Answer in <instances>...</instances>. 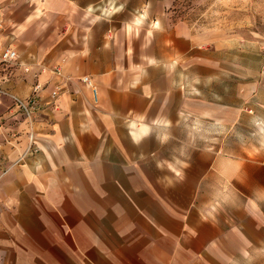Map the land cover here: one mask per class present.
Masks as SVG:
<instances>
[{"label":"crops","instance_id":"obj_1","mask_svg":"<svg viewBox=\"0 0 264 264\" xmlns=\"http://www.w3.org/2000/svg\"><path fill=\"white\" fill-rule=\"evenodd\" d=\"M168 8L169 0H0V50L17 54L0 62L6 264H264V137L243 142L239 156L194 155L208 159L209 175L229 172L230 189L188 187L193 177L159 166L170 189L195 203L172 202L143 165L152 154L169 169L180 163L188 117L232 129L247 115L264 134V79L242 55L234 61L230 44L211 54L208 38L170 22ZM34 86L40 108L27 122L10 95L27 99ZM29 133L34 149L23 154ZM150 137L180 155L142 150ZM229 192L238 202L218 198Z\"/></svg>","mask_w":264,"mask_h":264},{"label":"rangeland","instance_id":"obj_2","mask_svg":"<svg viewBox=\"0 0 264 264\" xmlns=\"http://www.w3.org/2000/svg\"><path fill=\"white\" fill-rule=\"evenodd\" d=\"M168 14L170 22L183 21L194 32L206 36L211 43L207 48H210L211 54L218 52V58H220L219 52L224 50V45H232L234 61L237 58L240 59L242 55L243 59H246V64L250 71H257L259 79H264V0H169ZM204 48L206 47H202V49ZM211 72L212 70H201L204 77L207 75L205 73ZM202 90L204 93L208 91L207 84L202 86ZM188 119L190 121L186 120L185 139L190 144V149H185L180 163H175L169 169L165 166V162L153 154L151 155L154 157L153 160L149 158L145 164L143 163L148 172H150L149 178L150 183H153V187H159L163 191H167V198L172 202L184 204L195 203L198 197L191 194L180 195V192L176 194V189L171 190V184H166L167 177L162 175V172H166V170L160 169V167H166L165 169L181 178L193 177V181L189 182L188 187H196L201 183L206 188L211 184L213 187L230 189L237 185L234 183L236 179L230 176L228 170L227 176L226 174H220L219 170L218 172L216 170V173L213 172V175H209L208 159L199 160L194 155H196L197 151H205L209 155L217 154L218 157L239 156L246 150L241 148V145L246 146V144H242L243 142H250L252 146L256 147L258 141L264 137V134L252 131L251 127L254 125V121L253 118L247 115H242L232 129L229 126H215L208 119L201 120L198 125L191 121L192 117H188ZM258 123L261 124L263 122L259 121ZM1 139L0 135V142ZM152 140V143L141 147L142 150L149 152L150 148H153L158 149L160 155L164 154V152L169 155H180L175 148L174 150L173 148H166L161 144L159 145L155 138H152ZM139 151L140 149L138 148V155ZM3 167L4 163H0V172L4 170ZM225 167L229 168L230 164L219 165L221 172H224ZM175 169H177L178 173H175ZM168 174L173 176L169 172ZM204 176L205 179H203ZM121 182L125 186L127 185V181L122 180ZM137 193L139 197L140 192ZM231 194L232 192H229L227 196L218 198H226L229 202H238L236 199L239 197ZM138 197L136 198L138 199ZM205 199L208 200L209 197L206 196ZM2 250L0 245V264H6L7 261L9 262L6 258L8 253L7 250L3 252Z\"/></svg>","mask_w":264,"mask_h":264},{"label":"built area","instance_id":"obj_3","mask_svg":"<svg viewBox=\"0 0 264 264\" xmlns=\"http://www.w3.org/2000/svg\"><path fill=\"white\" fill-rule=\"evenodd\" d=\"M16 58H17V54H16L15 50L13 48H11L10 46H6L0 50V62L1 63L12 64L16 61ZM54 72L58 73V70L54 69ZM82 81H84L85 84H87V86H89L91 88V90H93V86L91 85V82L87 77H85V76L82 77ZM36 90H37V86H34L32 95L30 97H28L27 99H21L17 96L10 95L11 100H12V108L14 110H16L17 112L21 113L23 118L27 122L31 121V119L34 117L35 113L40 108V104L38 102V99L34 95ZM0 93H5V92H4V90H2L0 88ZM56 94H57V91L52 90L50 92V95H49L50 96V104L52 105L53 108L55 107L54 99L56 97ZM28 136H29V142H28V145H27L23 154H25L26 152H29L30 150L32 151L34 149L32 142H31V140H32L31 134L29 133Z\"/></svg>","mask_w":264,"mask_h":264},{"label":"clouds","instance_id":"obj_4","mask_svg":"<svg viewBox=\"0 0 264 264\" xmlns=\"http://www.w3.org/2000/svg\"><path fill=\"white\" fill-rule=\"evenodd\" d=\"M133 142L134 143L137 142L134 134H133ZM158 167H159V165H158Z\"/></svg>","mask_w":264,"mask_h":264}]
</instances>
